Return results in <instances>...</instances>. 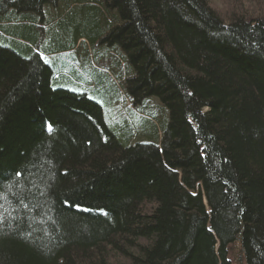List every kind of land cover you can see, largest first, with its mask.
Listing matches in <instances>:
<instances>
[{"label":"trees","instance_id":"16d2710c","mask_svg":"<svg viewBox=\"0 0 264 264\" xmlns=\"http://www.w3.org/2000/svg\"><path fill=\"white\" fill-rule=\"evenodd\" d=\"M256 1L0 0V264H264ZM84 41L109 72L73 89Z\"/></svg>","mask_w":264,"mask_h":264},{"label":"crops","instance_id":"0c3cea01","mask_svg":"<svg viewBox=\"0 0 264 264\" xmlns=\"http://www.w3.org/2000/svg\"><path fill=\"white\" fill-rule=\"evenodd\" d=\"M78 45V44H77ZM77 45L70 49L62 50L61 53L58 52V57L53 58L57 60L55 63V68L61 70V75H69L70 72H73L74 78L77 77V80H81L80 84H75L77 80H69L71 84L65 85L73 89H80L81 87L88 86L85 83H91L89 87L93 88L97 83V79L100 78L101 74L107 72L100 67H96L92 61V52L90 45L86 42H82L79 47ZM87 45V48L85 47ZM72 50L69 56L62 55L63 52ZM71 77V76H70ZM80 86V87H79Z\"/></svg>","mask_w":264,"mask_h":264},{"label":"rangeland","instance_id":"374dc122","mask_svg":"<svg viewBox=\"0 0 264 264\" xmlns=\"http://www.w3.org/2000/svg\"><path fill=\"white\" fill-rule=\"evenodd\" d=\"M207 4L225 21H229L234 14H245L246 9L248 13L253 15H258L262 11V8L256 0H207ZM94 60L100 64L96 57ZM123 98H125L124 94L116 102L103 100L106 117L112 126L121 119L115 110L116 107L125 104Z\"/></svg>","mask_w":264,"mask_h":264},{"label":"bare ground","instance_id":"6f19581e","mask_svg":"<svg viewBox=\"0 0 264 264\" xmlns=\"http://www.w3.org/2000/svg\"><path fill=\"white\" fill-rule=\"evenodd\" d=\"M73 81H74V79H73ZM69 84H71V82H67V83H65V81H63V85L65 86V85H69ZM60 86H61V84H60ZM122 94H124V96H126V94H125V92L123 91V90H119V93H118V95H119V98L120 97H122ZM125 103H131V101H130V99H127V101H125ZM132 104V103H131ZM119 107V106H118ZM116 108V109H118V114L120 115L121 113H122V111L119 109V108Z\"/></svg>","mask_w":264,"mask_h":264},{"label":"snow or ice","instance_id":"6c2138e0","mask_svg":"<svg viewBox=\"0 0 264 264\" xmlns=\"http://www.w3.org/2000/svg\"><path fill=\"white\" fill-rule=\"evenodd\" d=\"M17 175H20V173H17ZM0 219H2V217H0Z\"/></svg>","mask_w":264,"mask_h":264}]
</instances>
